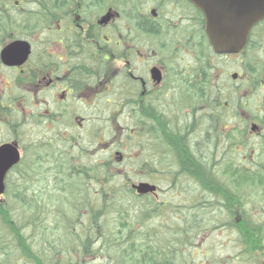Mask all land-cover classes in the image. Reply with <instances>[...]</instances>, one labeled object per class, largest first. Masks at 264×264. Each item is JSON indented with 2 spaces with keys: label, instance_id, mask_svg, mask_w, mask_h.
<instances>
[{
  "label": "flooded vegetation",
  "instance_id": "obj_1",
  "mask_svg": "<svg viewBox=\"0 0 264 264\" xmlns=\"http://www.w3.org/2000/svg\"><path fill=\"white\" fill-rule=\"evenodd\" d=\"M227 63L232 72L225 70ZM211 89L218 91L223 107L235 110L236 129L207 135L201 125L195 132L200 125L193 92ZM254 100L258 107L251 111ZM262 112L264 20L255 24L243 50L224 55L213 49L205 16L191 0H0L2 135L20 137L26 128L36 145L90 148L92 157L108 154L131 178L160 176L165 182L170 173L210 170L230 184L234 180L227 170L240 169L244 179L251 166L259 170L260 160H248L247 145L253 152L264 142ZM193 137L197 144H209L208 151L192 155L198 164L180 160L189 153L166 154L168 143L174 147L175 141ZM9 143L24 155L15 138L0 145ZM152 179L144 182L165 189ZM182 182L192 189L188 178ZM193 187L200 191L196 179ZM213 198L216 215L228 225L218 231L227 235V243L215 246L213 259L211 249L198 247L193 255L186 246L177 248L185 251L176 264H264V242H236L238 228L228 219L252 207L226 209L220 194ZM165 199L170 205L172 199ZM182 200L187 207L204 202L199 195ZM195 215L203 213L187 208L170 218ZM247 249L251 255H242ZM26 263L37 264H19Z\"/></svg>",
  "mask_w": 264,
  "mask_h": 264
},
{
  "label": "trees",
  "instance_id": "obj_2",
  "mask_svg": "<svg viewBox=\"0 0 264 264\" xmlns=\"http://www.w3.org/2000/svg\"><path fill=\"white\" fill-rule=\"evenodd\" d=\"M197 93L193 92L196 99L204 102L201 107L195 106V124L200 125L195 132L202 131L201 125L207 135L236 129L232 121L235 110L221 105L218 91ZM23 129L20 137L8 134V139L21 142L24 156L10 171L4 198L0 197V264H176L183 261L185 250L194 255L203 237L228 226L215 213L216 193L225 200L226 209L252 207L250 213L242 211L228 219L237 226L241 238L251 239L253 235L255 242H264V142L253 152L247 145L248 160H260L259 170L249 168L248 179L234 168L227 170L234 180L230 184L215 179L210 170L170 173L160 186L172 192L169 198L162 189L157 196L144 197L132 190L131 177L127 172L123 176L121 165L108 154L102 153L96 159L90 148L54 151L43 146L45 141L34 144L32 135ZM197 147L180 160L198 164L192 155L208 151V141H199ZM32 151L39 154V160L34 159ZM185 151L182 147L175 150L179 154ZM184 177L192 181V189L182 182ZM193 178L199 181L200 191L193 187ZM195 195L204 199L201 205L180 209L182 198ZM165 198L172 199L170 205H166ZM187 208L190 213L203 215L183 221L170 218L171 214L187 212ZM224 239L227 243L225 234ZM185 246L184 251L177 249ZM207 249H211L209 259L217 258L215 247ZM241 253L251 255L248 249Z\"/></svg>",
  "mask_w": 264,
  "mask_h": 264
},
{
  "label": "water",
  "instance_id": "obj_3",
  "mask_svg": "<svg viewBox=\"0 0 264 264\" xmlns=\"http://www.w3.org/2000/svg\"><path fill=\"white\" fill-rule=\"evenodd\" d=\"M206 19L207 36L214 50L233 54L243 50L255 24L264 20V0H191ZM8 55V51L5 53ZM20 162V152L12 144L0 146V195L6 191L5 178ZM142 194L155 192L150 184L136 187Z\"/></svg>",
  "mask_w": 264,
  "mask_h": 264
},
{
  "label": "rangeland",
  "instance_id": "obj_4",
  "mask_svg": "<svg viewBox=\"0 0 264 264\" xmlns=\"http://www.w3.org/2000/svg\"><path fill=\"white\" fill-rule=\"evenodd\" d=\"M232 65L227 63L225 65V70L226 71H229V72H232L233 69L231 67ZM252 105H254L255 107L251 109V111H256L258 105H256V102L255 100L251 103ZM248 115V114H247ZM259 115H262L263 118L261 117V119L263 120L264 119V112L260 113ZM249 116V115H248ZM245 121V120H244ZM261 121V120H260ZM257 123V122H256ZM248 124V123H247ZM247 126V125H246ZM250 127V124H248V128ZM252 137V136H251ZM254 138V137H253ZM8 139V135H0V142L1 141H4V140H7ZM251 142V141H250ZM252 143H255L254 141ZM251 146V145H250ZM257 149V148H256ZM108 156V155H106ZM95 158V157H94ZM97 159V157H96ZM134 184L136 183H139V182H144V181H147V180H150L152 178L148 177L147 176H143V177H136V178H130ZM153 181L156 182V184L159 186H161L162 184H164L165 182H162V178L160 176H158L157 179L153 178L152 179ZM169 185V184H168ZM167 186V184L164 185V187ZM166 189V188H165ZM164 189V190H165ZM219 194V193H218ZM1 198H4V197H1ZM264 200V199H263ZM203 240L200 241V245L199 247H204L205 249H207L208 247H211L214 249L215 246H219L221 245V241H224V235L221 236L220 233H211V234H208L207 236L203 237L202 238ZM214 252L216 253V251L214 250Z\"/></svg>",
  "mask_w": 264,
  "mask_h": 264
},
{
  "label": "bare ground",
  "instance_id": "obj_5",
  "mask_svg": "<svg viewBox=\"0 0 264 264\" xmlns=\"http://www.w3.org/2000/svg\"><path fill=\"white\" fill-rule=\"evenodd\" d=\"M203 102L204 101H201V99L200 100L199 99H196L195 102L192 101V104L201 107V105L203 104ZM199 119H201V118H199ZM175 142L176 143H175V146L174 147H171L169 143L167 144V146H166V154L169 155V153H174L175 150H179L180 147H182V149H185L186 150L185 153L191 152V150H193V149H195L197 147L198 137H193V138H191L190 141H186V140L180 139L179 141L177 140ZM43 144L42 145L44 147H46V148H49L50 147L49 144H47V143H43ZM53 150L55 151L56 149L53 148ZM31 154L35 157L34 159H36L39 156V154L37 152H35V151H32ZM39 159H40V157H38L37 160H39ZM164 193L167 196H170L172 194L171 191L170 192L164 191ZM181 201L182 200H180L179 207H180V209L183 210L184 209V204H181ZM239 205H241V203ZM230 234L231 233L229 232L228 235H230ZM233 239H235V241L238 242V243H240V244L241 243H252V242H255L254 240H252L253 239V235H252L251 239H243V238L240 237V235L239 236L235 235L233 237Z\"/></svg>",
  "mask_w": 264,
  "mask_h": 264
}]
</instances>
